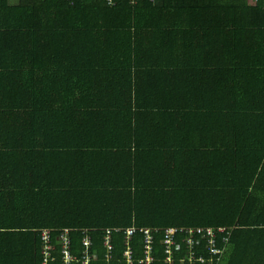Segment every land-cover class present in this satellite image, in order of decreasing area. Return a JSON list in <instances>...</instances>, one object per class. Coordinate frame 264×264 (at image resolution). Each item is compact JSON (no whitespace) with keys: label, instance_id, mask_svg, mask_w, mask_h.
<instances>
[{"label":"trees","instance_id":"trees-1","mask_svg":"<svg viewBox=\"0 0 264 264\" xmlns=\"http://www.w3.org/2000/svg\"><path fill=\"white\" fill-rule=\"evenodd\" d=\"M0 69V228H38L37 264L48 227L124 264L98 229L132 224L226 226L217 264H264V0H0Z\"/></svg>","mask_w":264,"mask_h":264},{"label":"built area","instance_id":"built-area-1","mask_svg":"<svg viewBox=\"0 0 264 264\" xmlns=\"http://www.w3.org/2000/svg\"><path fill=\"white\" fill-rule=\"evenodd\" d=\"M109 3L112 0H107ZM133 2L134 0H130ZM234 225H232L233 227ZM227 229L226 226L210 227V226H163V227H147L136 226L134 224L126 227H102L101 230V246L103 249V258L111 260L113 255V235L121 233L122 250L121 260L124 264H153L155 256L154 238L155 233L161 232V244L163 249V264H217L223 251L225 242L228 237L224 234L220 237L223 246L218 245L215 236ZM229 229H231L229 227ZM70 228L62 227L41 228L40 237L43 239L41 244V253L43 255L42 264H47L51 258V251L54 248L52 237L54 231H57L56 239L57 247L60 253V259L63 264H71L80 258L81 264H88L91 258V228H79L82 233L80 254H74L71 251ZM140 235V255L135 256L132 242L134 234Z\"/></svg>","mask_w":264,"mask_h":264},{"label":"crops","instance_id":"crops-1","mask_svg":"<svg viewBox=\"0 0 264 264\" xmlns=\"http://www.w3.org/2000/svg\"><path fill=\"white\" fill-rule=\"evenodd\" d=\"M1 71L2 70L0 69V75H1ZM7 83H8V80H7ZM11 91H14V90L12 89ZM0 97L4 98V100L0 103V114L9 113L10 112L9 110H12V108L14 107V104H11L10 106L7 105V102L5 100V98L7 97L6 92L0 91ZM17 102L18 100H16L15 103ZM16 105H18V103ZM16 105H15V108L17 107ZM6 142H8V140H6ZM2 145L3 144L0 142V146ZM75 150L77 151V149ZM50 157L54 159L52 155ZM69 158L71 159V154ZM61 159H62V162L60 161V165L65 161L66 158L61 157ZM83 159L85 160V156H83ZM54 162H56V160ZM39 175L42 176L45 174L39 173ZM68 175H70V171L68 172V174L64 173L63 175L59 176V177L66 176V178L72 177V180L70 182L62 186L66 188L70 186V184H75L76 186L78 184V179L74 176L70 175L71 176L70 177ZM80 177L82 179L83 175L80 174ZM63 184H65V182ZM9 221H10V218H6V219L0 218V223H9ZM0 231H1V228H0ZM37 231H38V228L36 227L28 228L27 231L25 229H19V228H12V229H8L5 231H1V234H0V264H35L36 262H38L39 256L37 258V261H35L34 252L31 250L29 243L25 242L26 239L30 240L31 234H35ZM38 255H39V247H38Z\"/></svg>","mask_w":264,"mask_h":264},{"label":"rangeland","instance_id":"rangeland-1","mask_svg":"<svg viewBox=\"0 0 264 264\" xmlns=\"http://www.w3.org/2000/svg\"><path fill=\"white\" fill-rule=\"evenodd\" d=\"M251 1V0H250Z\"/></svg>","mask_w":264,"mask_h":264}]
</instances>
